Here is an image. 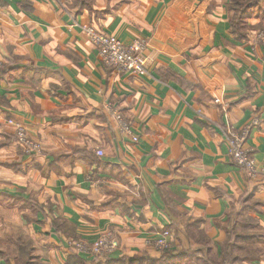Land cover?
I'll use <instances>...</instances> for the list:
<instances>
[{
    "label": "crops",
    "instance_id": "obj_1",
    "mask_svg": "<svg viewBox=\"0 0 264 264\" xmlns=\"http://www.w3.org/2000/svg\"><path fill=\"white\" fill-rule=\"evenodd\" d=\"M227 5L0 0V264H107L76 248L105 233L119 244L109 259H155L164 230L205 263L222 262L235 234L253 254L241 264H264V44L254 40L264 14L246 16L237 40ZM83 27L145 41L146 74L105 68ZM254 119L249 181L227 143ZM9 120L40 154H23Z\"/></svg>",
    "mask_w": 264,
    "mask_h": 264
},
{
    "label": "built area",
    "instance_id": "obj_2",
    "mask_svg": "<svg viewBox=\"0 0 264 264\" xmlns=\"http://www.w3.org/2000/svg\"><path fill=\"white\" fill-rule=\"evenodd\" d=\"M83 30L89 41L96 48L101 64L105 68L115 69L124 74L140 76L146 74L152 57L150 54H145L148 48L145 41L135 40L130 45H124L118 39L96 32L91 27H83ZM259 32L260 33L254 35V40L264 44V26ZM1 66L2 64L0 61V70ZM110 116L117 125L119 131L125 136L130 137L132 141L136 143L137 137L132 136L131 129L120 114L116 110L110 109ZM258 123V119H254L249 125L245 126L243 130L231 135L227 143V154L229 158L234 165L244 173L249 181L255 180L258 177L259 171L249 151L245 148V143L251 129L255 128ZM7 124L12 127L14 138L19 146H21L24 155L35 156L40 154L41 145L28 136L23 125L12 120L7 121ZM95 154L97 157L103 156V152L100 150H97ZM170 236L168 231H161L153 241V246L156 247L157 250L169 249L171 246ZM76 248L78 252L84 254L87 259L107 258L117 252L119 244L114 236L105 233L99 236L89 247L83 244H77Z\"/></svg>",
    "mask_w": 264,
    "mask_h": 264
},
{
    "label": "trees",
    "instance_id": "obj_3",
    "mask_svg": "<svg viewBox=\"0 0 264 264\" xmlns=\"http://www.w3.org/2000/svg\"><path fill=\"white\" fill-rule=\"evenodd\" d=\"M77 2L83 1L86 2V0H76ZM248 1V0H247ZM238 1V0H228L227 9L229 11V23H230V33L235 39L237 40H245L247 39V32L249 29L246 28L244 21L246 18L247 11L254 6L253 4L257 0H250V1ZM258 28V27H257ZM256 28V29H257ZM241 240H245L244 238H239L235 234H230L227 241L225 242V247L222 250V259L224 263L221 264H241L240 256L236 254V252L241 253V251H245V259L253 256L252 251L248 252L246 249H238L237 242H240ZM28 254V253H26ZM183 253L177 254L178 257H184L181 255ZM21 257V255H19ZM144 258V254L140 257H120L118 259H109L106 258L107 264H119L121 262L124 263H133L137 260H141ZM92 262V261H91ZM214 264V263H211Z\"/></svg>",
    "mask_w": 264,
    "mask_h": 264
},
{
    "label": "rangeland",
    "instance_id": "obj_4",
    "mask_svg": "<svg viewBox=\"0 0 264 264\" xmlns=\"http://www.w3.org/2000/svg\"><path fill=\"white\" fill-rule=\"evenodd\" d=\"M70 1L73 2V0H70ZM225 1L228 3V0H225ZM238 1H240V0H238ZM241 1L245 2L247 0H241ZM248 1H250V0H248ZM253 5L254 6H252L247 11L246 16H249L250 14H252L254 12L257 14H262V15L264 14V0H257V1H255V3ZM244 24H245V21H244ZM263 26H264V24H261L257 29H254V32H255L254 34L260 33L259 31H261L263 29ZM246 28L249 29L247 26H246ZM151 249L153 250L152 253L155 254L157 258L151 259L148 254H144V258L141 260H137L133 263L121 262L119 264H211V263L221 264V263H224L223 260H222V262H221V260L216 261V259H218V258H215L214 256H212V257L215 260L210 259V261H209V259H208L207 263L203 262L202 258L199 260H196L195 255H193V257H192V254H188L189 251L180 252L179 250H175L172 246V243H171L170 248L167 250H165V249L157 250V248L154 246L151 247ZM248 252H251V251H248ZM179 253H183V254L186 253V254H184V257L181 258V257H178V255H177ZM183 254H181V255H183ZM193 254H195V253H193ZM236 254H238L240 256L241 261H245V255H246L245 251H241V253L236 252ZM140 256H135V257H140ZM212 257H210V258H212ZM107 258H110V257H107ZM105 259L106 258H94L93 260L104 261Z\"/></svg>",
    "mask_w": 264,
    "mask_h": 264
}]
</instances>
